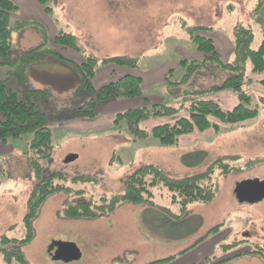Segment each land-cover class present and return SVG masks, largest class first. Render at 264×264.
Here are the masks:
<instances>
[{"label":"rangeland","instance_id":"obj_1","mask_svg":"<svg viewBox=\"0 0 264 264\" xmlns=\"http://www.w3.org/2000/svg\"><path fill=\"white\" fill-rule=\"evenodd\" d=\"M15 3L18 11L12 15L13 22L38 23L14 35L16 55L42 45L77 63L92 55L99 62L93 79L96 92L126 75L143 80L142 96L101 106L95 119H82L71 113L75 106L84 105L95 94H77L80 77L67 64H54L57 61L52 59L35 67L24 87L14 79L8 81L15 91L27 88L47 91L45 104L54 112L50 126L56 148L52 159L43 165L45 172L62 174L69 187L85 191L79 196L59 193L45 202L33 221L34 239L19 248L29 264H149L208 235L209 245H215L216 256L212 261L264 247V199L253 201L248 193L254 185L264 184V86L259 80L245 85L253 99L250 107L258 108V117L240 126H223L220 133L189 134L182 136L175 146L163 147L153 137L133 144L126 123L117 127L114 124L116 116L127 110L156 104L188 106L196 100L195 92L221 85L232 74L219 65H208L189 85L176 88L174 95L168 89L166 79L172 75V81L180 80L185 72L182 60L201 62L206 58L198 52L183 26L211 28L198 35L212 38L222 62L230 63L234 60L237 25L252 27L253 49L264 40V0H47L41 9L32 8L29 0ZM61 31L77 36L79 50L56 44ZM116 57L137 58L138 67L120 66L115 61L103 63ZM250 70L248 64V75ZM8 75L9 68L0 70V79ZM257 83L259 86H255ZM186 91L192 95L184 96ZM206 99L220 101L226 110L238 104L229 91L212 93ZM163 122L151 121L144 128ZM31 138V134H26L12 141L9 148L0 147V237L7 235L19 240L26 235L23 225L26 203L37 183L29 157L24 154L29 150ZM7 152L12 154L7 156ZM224 157L231 158L232 166L243 171L228 176L217 173L219 191L215 200L190 206L188 220L179 227L165 224L168 220L177 223L171 215L159 216L145 210L146 206L131 203H122L113 214L96 220L64 217L63 209L68 205L98 202L102 196L124 193L126 178L141 166H155L170 177L185 178L205 172ZM234 157L239 159L232 160ZM70 158L75 160L67 162ZM253 161L257 163L246 168ZM154 192L156 206L180 214L167 189L157 187ZM218 226L219 230L211 233ZM193 232L195 235L185 240L186 244L173 243ZM159 234L165 236V243L155 240H161ZM237 242H240L237 247L221 250L222 246ZM62 245L76 246L80 258L63 261ZM0 264H4L2 255ZM223 264H264V259L238 257Z\"/></svg>","mask_w":264,"mask_h":264},{"label":"trees","instance_id":"obj_2","mask_svg":"<svg viewBox=\"0 0 264 264\" xmlns=\"http://www.w3.org/2000/svg\"><path fill=\"white\" fill-rule=\"evenodd\" d=\"M39 1L41 5H47V0ZM46 9L51 12L49 8L46 7ZM17 11L18 7L12 0H0V69L9 68V75L0 79V142L8 144L9 141L22 139L26 134L32 135L29 150L24 154L29 157L30 169L37 183L26 203L27 214L23 220L26 230L25 237L19 240L7 235L0 237V255L3 256L4 264H29L19 248L28 245L34 239L33 221L50 197L59 193L79 196L85 192L69 187L66 184L68 179L62 174L48 175L45 172L43 165L52 159L56 148L50 126V117L54 116V112L45 104L48 96L47 91L28 88L15 91L8 86V81L14 79L18 85L24 87L29 68L35 64H42L48 59L70 65L80 77L77 94L80 92L95 94V97L89 102L80 107L75 106L71 113L89 119H95L98 108L110 102L142 96L143 83L140 77L126 75L117 82L102 86L96 92L93 79L99 62L92 55H87L86 61L83 63H75L58 51L46 49L44 45L16 55L14 35L29 26L38 25V23L30 21L13 22L12 15ZM183 28L196 45L198 52L205 54L206 58L201 62L182 60L181 65L185 69L182 78L172 81V75H170V78L166 79L167 87L173 95L176 88L189 85L196 74L208 65H219L232 75L219 86L195 92L196 100L188 106L182 105L180 108H174L156 104L118 114L114 124L117 127L122 122L126 123L133 144L153 137L158 140L160 146L173 147L182 136L208 131L220 133L223 126H240L258 117V108L250 107L253 99L250 93L245 90V85H250L251 82L258 79V83L264 86V40L257 49H253L255 34L252 27L237 25L234 28V60L230 63H223L213 39L198 35V32L210 31L211 28L191 29L186 25ZM55 42L64 48L79 50L77 36L73 33L61 31ZM110 61L129 68H137L139 62L137 58L116 57L104 60L103 63ZM248 64L251 68L250 75L247 73ZM220 91L231 92L238 100V104L233 109L226 110L219 102L206 99V96ZM183 95L190 96L192 93L186 91ZM158 120L165 122L156 124L150 129L144 128L145 124ZM205 155L203 153L202 157ZM236 159L239 158H232V160ZM186 160L187 157H185ZM230 160L231 158L227 157L220 158L213 162L205 172L185 178L170 177L155 166H141L126 178L124 193L111 197L102 196L98 202L90 201L68 205L63 209V214L68 219L96 220L101 216L113 214L122 203H131L146 206L149 211L159 216L164 214L166 217V214H169L177 223L168 220L165 224L168 227H173V225L179 227L188 220L190 206L196 203L210 204L215 200L219 191L215 177L217 173L220 176H228L243 171L240 167L232 166ZM256 163L255 161L248 162L246 168L252 167ZM84 181L89 182L90 179H84ZM157 187H163L169 191L172 204L179 208V215H174L168 209L159 208L154 204V190ZM145 222L148 223L146 219ZM219 227L214 228L211 233L218 231ZM239 244L240 242L222 246L221 250L226 251ZM10 246H15L18 249L10 250L8 248ZM244 256H260L264 259V247L257 246L250 252L240 254L235 258ZM174 259L175 257L151 264H166ZM233 259L224 260L219 264L228 263Z\"/></svg>","mask_w":264,"mask_h":264},{"label":"crops","instance_id":"obj_3","mask_svg":"<svg viewBox=\"0 0 264 264\" xmlns=\"http://www.w3.org/2000/svg\"><path fill=\"white\" fill-rule=\"evenodd\" d=\"M14 2V4L18 7V5L15 3V0H12ZM31 2V6L32 8H40L41 9V3L39 0H29ZM33 22H36V21H33ZM37 23V22H36ZM50 60L52 59H48L46 62L42 63V64H35V65H32L29 70H28V74H27V82L30 78V75H31V72L32 70L37 67V66H43L44 64L48 63ZM54 60V59H53ZM54 61H57V60H54ZM73 62H75L74 60H71ZM54 64L55 63H58L59 64V61L57 62H53ZM61 63V62H60ZM77 63V62H75ZM61 64H64V63H61ZM70 66V65H69ZM72 67V66H71ZM73 68V67H72ZM1 70V69H0ZM256 81H258V79H256ZM80 83V82H79ZM79 86V85H78ZM255 86H259V84L257 83ZM32 87V86H31ZM34 89V88H33ZM37 89V88H36ZM40 90V89H38ZM235 96V95H234ZM219 102V104L223 107V104L220 102V101H217ZM224 108V107H223ZM79 116V115H78ZM79 118H82L83 117H79ZM12 141H9L8 144H3L2 142H0V147H5V148H9L10 147V143ZM12 153L10 152H7V156H10ZM145 210H148L147 207H145ZM195 231V230H194ZM196 232V231H195ZM193 232L192 234H189V235H186L182 238L179 239V241H174L173 243L177 245L181 244V243H184L186 244L185 240H188V239H192L193 235H195ZM197 234V233H196ZM161 238L160 239H155L156 241H161L162 243H165V236L164 235H161L159 234ZM195 237V236H194ZM207 238L206 239H201L199 240L196 244H193L189 247H186V246H179L178 248H181L182 250H180L179 252H176V254H172L168 257H165V258H161L159 261L161 260H166V259H170V258H173L175 257V259L169 263H166V264H219L220 262L224 261V260H227V259H233L235 258L236 256L240 255V254H244V253H248L250 252L251 250L249 251H245L243 253H240L238 252L237 254H233L229 257H226V256H223L221 257L220 259H217L216 261H212V258L216 256V252L214 250V246H211L209 245V239H208V236H206ZM163 239V240H162ZM172 243V244H173ZM250 257H253V256H244V257H241V258H250ZM236 259V258H235ZM234 260V259H233ZM232 261V260H231ZM67 262H70V261H67ZM156 262V261H155ZM153 263V262H152ZM127 264H129V262H127ZM151 264V263H149Z\"/></svg>","mask_w":264,"mask_h":264},{"label":"water","instance_id":"obj_4","mask_svg":"<svg viewBox=\"0 0 264 264\" xmlns=\"http://www.w3.org/2000/svg\"><path fill=\"white\" fill-rule=\"evenodd\" d=\"M75 158H70L67 162L74 161ZM249 197L253 201H260L264 199V184L254 185L248 191ZM62 252V259L63 261H73L80 258V251L74 245H62L60 248Z\"/></svg>","mask_w":264,"mask_h":264}]
</instances>
